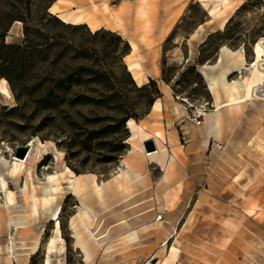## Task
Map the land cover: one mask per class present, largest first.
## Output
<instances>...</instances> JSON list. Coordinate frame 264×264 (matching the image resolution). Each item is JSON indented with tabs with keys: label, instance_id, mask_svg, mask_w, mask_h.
Wrapping results in <instances>:
<instances>
[{
	"label": "rangeland",
	"instance_id": "obj_1",
	"mask_svg": "<svg viewBox=\"0 0 264 264\" xmlns=\"http://www.w3.org/2000/svg\"><path fill=\"white\" fill-rule=\"evenodd\" d=\"M44 1L0 0V40L13 45L0 46V81L8 89L0 92V264H160L163 257L172 264H264V97L249 99L234 117L223 110L216 135L212 110L226 96L219 88L215 99L204 73L219 75L223 46L243 48L246 63L253 59V43L264 37V0H232L221 29V18L207 22L206 11L220 0H144V14L141 0L57 2L60 11L95 18L96 34L84 23L63 25L73 23L51 13L55 0L47 8ZM16 16L28 22L26 34ZM156 26L169 30L160 44ZM128 40L142 44L130 56ZM128 62L155 77L135 80ZM244 66L228 73V81H242ZM149 79L159 90V111H151L146 92L136 89ZM148 90L154 93L153 86ZM198 109L206 115L195 126L190 118ZM127 114L148 136L159 131L176 149L169 181L131 138ZM33 137L52 143L17 177L9 172L20 158L16 148ZM125 159L142 177L130 192L112 191L106 186ZM68 171L92 174L105 189L102 201L92 193L86 198L95 214L90 230L99 239L88 236V256L71 224L81 196ZM57 174L54 198L38 206L29 233L20 234L10 219L23 212L25 180L44 192ZM2 188L15 192L13 205L6 206ZM160 221L161 233L147 227ZM133 230L137 236L122 241Z\"/></svg>",
	"mask_w": 264,
	"mask_h": 264
},
{
	"label": "bare ground",
	"instance_id": "obj_2",
	"mask_svg": "<svg viewBox=\"0 0 264 264\" xmlns=\"http://www.w3.org/2000/svg\"><path fill=\"white\" fill-rule=\"evenodd\" d=\"M59 1L62 0H55L51 4L50 11L63 22L73 24L84 23L87 24L92 31H96L101 28L98 21L91 15H84L83 12L72 13V11H60V7L57 3ZM143 1L144 0H141L138 6L141 14H144V10L142 8ZM231 1L232 0H220L218 3H216L214 6L209 7L208 9V13L213 19L221 18V20H219L220 28H224L230 20L231 14H228L227 9L231 8ZM236 8H239V5H235L232 11L234 12ZM15 23H20V21L16 20ZM129 45L131 50L127 54V56H130L137 48V44L133 40H129ZM252 47L253 59L250 62L246 63L243 48L232 50L227 46H223L217 65L220 68L219 75H213L212 69L204 70L205 75L208 77V85L214 92L215 99L218 100L220 97V94L217 93L219 88L224 91L226 96V100L216 102L214 105V109L212 110V127L216 135H219L222 130L224 111H226L229 116L234 117L242 111L244 104L249 99H252L254 97H264V93L260 92L262 90V87L264 86V37H260L257 41H255ZM138 65V62H128L127 69L130 71L135 80L140 81L142 74H140L138 71ZM243 65H245L244 67L248 71L245 76L241 75V77H243V80H233L232 82H229L230 80L228 81L227 74L232 73L233 71L231 70H233V68H236V71L241 73V66ZM6 84V80L2 78L0 81V92L8 94ZM151 108L152 111H159L161 109V102L159 101V99H156L154 101V103L151 105ZM127 125L132 132L131 138L133 140L139 139L141 143V151L143 152L144 156L150 162L160 164L164 170L162 179L164 181H169L174 161L177 159L176 149L174 147L170 148L165 144L162 139V134L159 131H157L153 136H148L149 132L146 130V127L136 122L132 118H129L127 120ZM148 139L154 141L156 145V149L154 151L145 150L144 141ZM51 143V141H41L39 138L33 137L31 141L26 144L28 147V151L26 153L25 160L29 161L27 167L24 166L22 157H15L16 161L10 165L9 172L17 177L22 175L23 171L27 172L38 162L35 161L34 153L36 152V154H41L42 151H45L47 149V146ZM43 158H45V156ZM132 163L133 162H130L126 159L123 160L122 165L124 167H119L115 171L112 182L107 184L106 187H112L110 188L112 191L130 192L132 189L130 187H132L133 183L139 181L142 177L141 173L134 167H132V165L134 164ZM69 174L73 175L72 172H69ZM59 175L60 174L49 176L48 179L54 182V186L53 188H45L43 190L44 192H38L37 188L35 187L36 185L29 183V180H25L24 185L21 189L24 202L23 212L19 213L17 217H11L10 219L11 223H13L15 229L18 230L20 234L29 233L30 216L32 215V213L37 212L38 206H47L51 202L52 198H54L52 195L55 194L56 191H58L57 185L60 184ZM72 177L74 178L72 179ZM72 177L71 179L74 192L77 195L81 196V208L79 209L77 215L72 218L71 224L74 227V231L78 236L80 242L82 243L83 249L86 251V255L88 256L90 253L88 249V236L91 235L97 241L99 239L95 237L93 232L90 230L91 226L95 223V214L93 213V210L86 204V198L87 196H89V193H92L95 199L102 201L105 189L99 183H97L95 177L92 174L73 175ZM2 189L5 192L6 206L13 205L15 192L11 189ZM31 200L33 202H31ZM172 202L173 201H171V203ZM162 226L163 221L150 223L147 225L148 228H150L151 230L153 229V231H156V233L162 232ZM136 236V230L129 231L124 236H122V241L133 240ZM101 241H99V243ZM37 245L38 241L35 242L33 249H36ZM175 254L176 250L174 249L172 250V256H175ZM160 264L172 263L167 259V257H163L161 258Z\"/></svg>",
	"mask_w": 264,
	"mask_h": 264
},
{
	"label": "trees",
	"instance_id": "obj_3",
	"mask_svg": "<svg viewBox=\"0 0 264 264\" xmlns=\"http://www.w3.org/2000/svg\"><path fill=\"white\" fill-rule=\"evenodd\" d=\"M52 2H53V0H45L44 3H46V8L49 7ZM14 20H20V21L23 22V24H24V32L26 34L27 27H28V25H27L28 22L26 20H24L21 16H16L15 18H13V21ZM63 25H69V26L72 25L73 27L79 26V24H63ZM99 30H97L94 34H96ZM118 39H119V36H118ZM0 46H3V47H12L13 45L12 44H8V43H5L4 42V39L2 37L1 40H0ZM125 47L129 50V44L127 42H125ZM132 83H134L133 80H132ZM151 86L154 87V93H151L148 90ZM136 89L138 91H144V92H146V94L144 95V99H145V101H146L147 104H151V105L156 100V97L158 96V93H159V90L156 88V83L152 79H149V82L147 84H144V85L139 86V87L137 86ZM148 112L149 111H146V114H148ZM130 117H131V115L127 114L125 116L124 120H127ZM135 118H137V116H135Z\"/></svg>",
	"mask_w": 264,
	"mask_h": 264
},
{
	"label": "crops",
	"instance_id": "obj_4",
	"mask_svg": "<svg viewBox=\"0 0 264 264\" xmlns=\"http://www.w3.org/2000/svg\"><path fill=\"white\" fill-rule=\"evenodd\" d=\"M206 11H207V14L209 15V20L207 21V22H211V21H213V20H219V19H213L212 17H211V15L208 13V9H206ZM219 29H221L220 28V26H219ZM168 29H163L161 26H156V28H155V30H154V38H155V40H157V44H160V42L167 36V34H168ZM134 41V40H133ZM135 42V41H134ZM128 43H129V40H128ZM136 43V42H135ZM137 44V48H138V46H142V44L140 43V42H138V43H136ZM146 49H144L143 48V51H145ZM158 51V50H157ZM148 53H150V52H148ZM148 53H144V54H148ZM155 53H157L156 51H155ZM219 55H220V51H219V53H218V55H217V61H216V63L218 62V59H219ZM144 56V55H143ZM226 59H228V58H226ZM148 61H142L140 64H148L147 63ZM139 70H141V69H139L138 68V71ZM233 72L234 71H236V68H233V70H232ZM140 72V71H139ZM142 77H141V83L142 82H144V83H146V81L148 80V77H155V75H152V74H142L141 75ZM144 77V78H143ZM154 103V102H153ZM151 111H152V108H151ZM150 111V112H151ZM148 113L147 115H150L151 113ZM162 124H163V127H165L164 126V121L162 122ZM166 124H167V122H166ZM167 133H170V131L168 132L167 131Z\"/></svg>",
	"mask_w": 264,
	"mask_h": 264
},
{
	"label": "water",
	"instance_id": "obj_5",
	"mask_svg": "<svg viewBox=\"0 0 264 264\" xmlns=\"http://www.w3.org/2000/svg\"><path fill=\"white\" fill-rule=\"evenodd\" d=\"M144 148L146 151H154L156 149V145L153 140L148 139L144 141ZM16 151L17 156L24 157L28 151V147L27 145L18 146Z\"/></svg>",
	"mask_w": 264,
	"mask_h": 264
},
{
	"label": "built area",
	"instance_id": "obj_6",
	"mask_svg": "<svg viewBox=\"0 0 264 264\" xmlns=\"http://www.w3.org/2000/svg\"><path fill=\"white\" fill-rule=\"evenodd\" d=\"M205 120V113L198 109L196 112L192 114V117L190 118V121L192 122L193 125L199 126L201 125ZM162 218V214L158 215V219Z\"/></svg>",
	"mask_w": 264,
	"mask_h": 264
}]
</instances>
